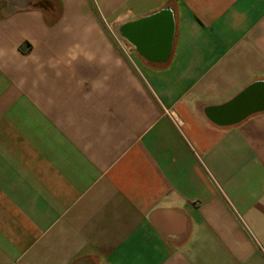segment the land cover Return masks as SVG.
Instances as JSON below:
<instances>
[{"label":"crops","instance_id":"1","mask_svg":"<svg viewBox=\"0 0 264 264\" xmlns=\"http://www.w3.org/2000/svg\"><path fill=\"white\" fill-rule=\"evenodd\" d=\"M45 1L0 0V264H264V0Z\"/></svg>","mask_w":264,"mask_h":264},{"label":"water","instance_id":"2","mask_svg":"<svg viewBox=\"0 0 264 264\" xmlns=\"http://www.w3.org/2000/svg\"><path fill=\"white\" fill-rule=\"evenodd\" d=\"M126 33L129 34V35H132V34H133V32H132V31H129V30H127ZM251 90H253V87L247 89V90H246V91H245V92H244V93H243V94L237 99L236 104L242 103V104H240V105H243V104L245 103V100H246L247 95L249 94V92H250Z\"/></svg>","mask_w":264,"mask_h":264},{"label":"rangeland","instance_id":"3","mask_svg":"<svg viewBox=\"0 0 264 264\" xmlns=\"http://www.w3.org/2000/svg\"><path fill=\"white\" fill-rule=\"evenodd\" d=\"M45 2H47V0L45 1ZM32 3H34V2H32ZM37 3V2H36ZM38 4V3H37Z\"/></svg>","mask_w":264,"mask_h":264}]
</instances>
